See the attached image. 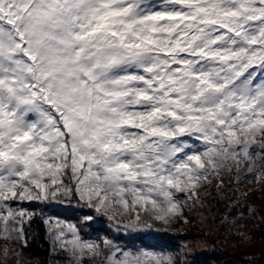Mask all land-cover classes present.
<instances>
[{
    "label": "snow or ice",
    "instance_id": "1",
    "mask_svg": "<svg viewBox=\"0 0 264 264\" xmlns=\"http://www.w3.org/2000/svg\"><path fill=\"white\" fill-rule=\"evenodd\" d=\"M262 187L264 0H0V264H216Z\"/></svg>",
    "mask_w": 264,
    "mask_h": 264
},
{
    "label": "rangeland",
    "instance_id": "2",
    "mask_svg": "<svg viewBox=\"0 0 264 264\" xmlns=\"http://www.w3.org/2000/svg\"><path fill=\"white\" fill-rule=\"evenodd\" d=\"M255 187V183L251 185ZM235 196L233 195V199ZM259 198V199H258ZM243 199V197H241ZM249 202H254L257 208L264 209V187H262L261 191L257 192L255 195L251 196ZM228 208L227 204L221 205L220 212L226 211ZM244 214L247 216L248 212L245 209ZM66 218H71L73 213L68 211L64 213ZM259 218H264V212H260L254 214L253 219L244 221V227L238 229V231H247L251 229L255 224L256 220ZM179 227V225H177ZM264 227V226H262ZM202 229L199 227L197 228H190L188 230L189 235L187 236H177L171 239L175 241L186 240L194 238L195 234L200 232ZM206 231V229H204ZM223 232V230H221ZM253 239L250 242H241L238 243L236 247H232V243L234 241L239 240V237H228V243H218L216 245L217 251L212 257L215 259L216 264H248L247 260L241 259V256L247 252H261L264 251V231L255 230L250 233ZM225 235H217L213 233L212 237L210 238V243L215 242L217 240L223 241L225 239ZM220 249H226V251L221 252Z\"/></svg>",
    "mask_w": 264,
    "mask_h": 264
},
{
    "label": "trees",
    "instance_id": "3",
    "mask_svg": "<svg viewBox=\"0 0 264 264\" xmlns=\"http://www.w3.org/2000/svg\"><path fill=\"white\" fill-rule=\"evenodd\" d=\"M34 229L39 232L40 238L37 242L32 244V251L35 255L45 256L46 255V246L41 247L43 244V232H44V225L42 223L37 222L34 224Z\"/></svg>",
    "mask_w": 264,
    "mask_h": 264
}]
</instances>
